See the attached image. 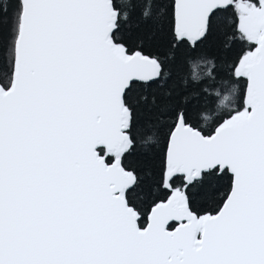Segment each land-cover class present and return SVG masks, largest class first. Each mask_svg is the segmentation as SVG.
<instances>
[{
	"label": "snow or ice",
	"instance_id": "6c2138e0",
	"mask_svg": "<svg viewBox=\"0 0 264 264\" xmlns=\"http://www.w3.org/2000/svg\"><path fill=\"white\" fill-rule=\"evenodd\" d=\"M0 264H264V0H0Z\"/></svg>",
	"mask_w": 264,
	"mask_h": 264
},
{
	"label": "trees",
	"instance_id": "16d2710c",
	"mask_svg": "<svg viewBox=\"0 0 264 264\" xmlns=\"http://www.w3.org/2000/svg\"><path fill=\"white\" fill-rule=\"evenodd\" d=\"M225 95H228V93H225ZM229 103H230V101H229V100H226V101H224V106H228V105H229ZM200 123H201V124H203V121H202V119L200 120ZM146 134H148V133H146Z\"/></svg>",
	"mask_w": 264,
	"mask_h": 264
},
{
	"label": "clouds",
	"instance_id": "9594fccd",
	"mask_svg": "<svg viewBox=\"0 0 264 264\" xmlns=\"http://www.w3.org/2000/svg\"><path fill=\"white\" fill-rule=\"evenodd\" d=\"M201 119H202L203 123H205V121L203 120V116H202V118H201Z\"/></svg>",
	"mask_w": 264,
	"mask_h": 264
}]
</instances>
